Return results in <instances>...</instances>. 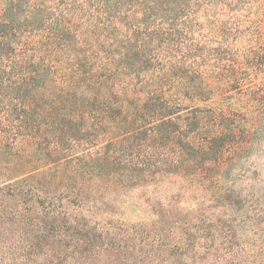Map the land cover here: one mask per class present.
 Instances as JSON below:
<instances>
[{
  "label": "trees",
  "instance_id": "16d2710c",
  "mask_svg": "<svg viewBox=\"0 0 264 264\" xmlns=\"http://www.w3.org/2000/svg\"><path fill=\"white\" fill-rule=\"evenodd\" d=\"M220 11L264 31V0H0L1 217L40 257L133 244L143 224L117 219L113 197L156 175L243 204L231 175L264 138V33L237 54L215 22L196 39L190 18ZM147 207L160 237L170 211ZM173 218L177 242L198 235V215Z\"/></svg>",
  "mask_w": 264,
  "mask_h": 264
},
{
  "label": "rangeland",
  "instance_id": "374dc122",
  "mask_svg": "<svg viewBox=\"0 0 264 264\" xmlns=\"http://www.w3.org/2000/svg\"><path fill=\"white\" fill-rule=\"evenodd\" d=\"M220 12L218 19H205L201 15L190 18L196 39H208L210 26L215 22L225 27V38L229 39L228 48L225 49L227 52L237 54L244 49L249 51L253 47L261 48L258 39H263L264 31L243 29L240 26L246 14L238 12L228 15L226 11ZM217 93L216 98L220 95L219 91ZM229 94L236 96L232 92ZM236 102V105L241 103ZM244 149L238 161L233 160L231 175L234 193L240 195L242 205L230 206L218 193L213 194L200 187L196 180L171 175H156L146 179L147 182L143 186H137L135 190L124 195H114L112 205L116 218L143 224L140 228L135 227V237L139 234L142 236L134 239L131 245L114 238L109 242L107 250L87 255L73 254V257L60 255L58 260H51V263L35 252L25 239L22 226L13 220L2 223L3 213L12 215L13 209L9 208L4 212L0 207V264H264V138L260 143ZM3 181L5 180L0 176V184ZM91 194L93 199V187ZM151 202L156 207L165 206L170 211V217L167 218L169 223L162 226L165 230L159 234L160 237L156 232L159 231L156 229L159 225L155 228V221L148 212L147 206ZM59 205L65 209L68 207L71 212L77 210L76 206L67 202ZM188 212H192L194 217L198 215L204 222L198 223V218L193 220L191 227L186 225L188 233L196 232L198 235L191 240L177 242V228L182 226L183 221L179 223L173 216ZM212 228L218 238L208 240L210 238L207 234ZM122 230L124 229H119V232L123 233ZM165 235L167 238H164ZM158 238L166 241H158ZM66 255H70L67 248Z\"/></svg>",
  "mask_w": 264,
  "mask_h": 264
}]
</instances>
